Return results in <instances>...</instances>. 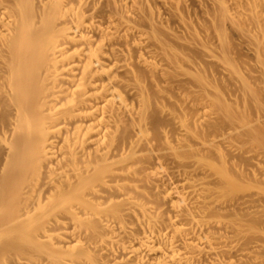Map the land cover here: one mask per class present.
<instances>
[{
    "label": "bare ground",
    "instance_id": "6f19581e",
    "mask_svg": "<svg viewBox=\"0 0 264 264\" xmlns=\"http://www.w3.org/2000/svg\"><path fill=\"white\" fill-rule=\"evenodd\" d=\"M0 264H264V0H0Z\"/></svg>",
    "mask_w": 264,
    "mask_h": 264
}]
</instances>
